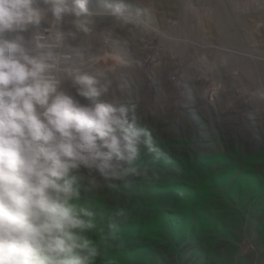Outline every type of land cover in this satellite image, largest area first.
<instances>
[{
	"label": "rangeland",
	"instance_id": "rangeland-1",
	"mask_svg": "<svg viewBox=\"0 0 264 264\" xmlns=\"http://www.w3.org/2000/svg\"><path fill=\"white\" fill-rule=\"evenodd\" d=\"M122 4L135 26L104 19L100 35L65 46L87 62L100 57L89 49L107 43L110 55L90 69L114 72L106 99L126 106L163 155L141 147L142 174L118 190L102 179L99 190L84 184L96 264H264V0ZM98 7L106 5L88 4L93 16L111 17ZM67 28L75 30L62 21Z\"/></svg>",
	"mask_w": 264,
	"mask_h": 264
},
{
	"label": "clouds",
	"instance_id": "clouds-1",
	"mask_svg": "<svg viewBox=\"0 0 264 264\" xmlns=\"http://www.w3.org/2000/svg\"><path fill=\"white\" fill-rule=\"evenodd\" d=\"M89 2L0 0V264H96V214L80 203L84 184L99 190L102 179L118 190L142 174L141 147L154 160L163 155L126 106L106 99L111 81L87 69L94 58L77 62L64 49L65 39L92 31ZM106 9L123 25L138 22L122 3ZM65 16L75 30H61ZM65 81L98 102L69 95Z\"/></svg>",
	"mask_w": 264,
	"mask_h": 264
},
{
	"label": "bare ground",
	"instance_id": "bare-ground-1",
	"mask_svg": "<svg viewBox=\"0 0 264 264\" xmlns=\"http://www.w3.org/2000/svg\"><path fill=\"white\" fill-rule=\"evenodd\" d=\"M91 2L92 1H94V0H90ZM100 1V6H103L104 4L106 5L107 4V0H99ZM119 2H123L124 4H125V0H120ZM111 3V2H110ZM112 3H114L113 1H112ZM128 4V3H127ZM99 9H101V7H98ZM106 7H102V9H101V11L102 10H104ZM226 10V9H225ZM231 10V9H230ZM104 11H106V10H104ZM183 12V11H182ZM227 12V11H226ZM183 14V13H182ZM188 15V14H187ZM226 15V14H225ZM219 16V15H218ZM239 17V16H238ZM237 17V18H238ZM74 20V17H72V16H68V18H67V16H65L64 17V19H63V21L64 22H66L67 24L69 23V21L70 22H72ZM47 25V24H46ZM63 30V29H62ZM67 30H68V28H67ZM66 30V31H67ZM176 30V29H175ZM226 30V29H225ZM64 31V30H63ZM27 35V34H26ZM226 35V34H225ZM83 37H86V36H83ZM65 41H67L68 42V40L67 39H65L64 40V42H63V44H64V49H65V45H67V44H65L66 42ZM71 41V40H70ZM228 42V41H227ZM72 43H73V40H72ZM78 45V44H77ZM67 47V46H66ZM80 47H82V46H80ZM76 48H77V46H76ZM209 48H211V47H209ZM67 49H69V47L67 48ZM72 49V48H71ZM70 49V50H71ZM82 49V48H81ZM90 50V49H89ZM72 51V50H71ZM226 51V50H225ZM74 53H76V50L73 52H71V54L75 57V55H74ZM92 53V52H91ZM230 53H232V52H230ZM77 54L79 55L78 57V59L77 58H75V61H77V62H81V61H83V52H80L79 50H77ZM94 55H99L100 57L97 59V60H94V61H91L88 65H89V67L87 68V69H89V70H91L90 68L93 66V65H97L98 64V62L100 61V59H102V58H104L105 56H107L108 54H109V51L108 52H104V51H102V52H95V53H93ZM235 54V53H234ZM233 54V55H234ZM110 55V54H109ZM232 55V56H233ZM243 56V55H242ZM244 57V56H243ZM94 58V57H93ZM121 61V60H120ZM243 61V60H242ZM244 62V61H243ZM242 65H243V63H241ZM241 65V66H242ZM96 67V69H99V70H104V69H100L99 67H97V66H95ZM94 67V68H95ZM107 70H109V69H107ZM105 72H106V70H104ZM112 72V73H111ZM107 73V77H111V74H114V72L113 71H107L106 72ZM111 73V74H110ZM116 73H117V71H116ZM109 75V76H108ZM144 76H147V74H144ZM127 79H128V77H126ZM160 78V77H159ZM110 79V78H109ZM146 79V78H145ZM257 79V78H256ZM72 85H71V83L69 82V81H65L63 84H62V88H63V90L65 91V92H67L68 94H70V92L69 91H71L70 89L72 88V90H75V89H73V86L71 87ZM168 88V87H167ZM226 88V87H225ZM72 92V91H71ZM72 93H74V91L72 92Z\"/></svg>",
	"mask_w": 264,
	"mask_h": 264
},
{
	"label": "built area",
	"instance_id": "built-area-1",
	"mask_svg": "<svg viewBox=\"0 0 264 264\" xmlns=\"http://www.w3.org/2000/svg\"><path fill=\"white\" fill-rule=\"evenodd\" d=\"M90 19H93L95 22L94 23H92L91 25H90V27H91V29H92V31L89 33V34H87L86 35V37H91V35H100V32H101V29H103V27H102V23H103V20L104 19H108L109 20V22L108 23H110L111 22V20L113 19V17H99V16H93V14H92V16L90 17ZM111 24V23H110ZM45 28H47L48 27V25H46V26H44ZM121 29H125V28H121ZM102 35L103 36H105L104 35V32L102 33ZM106 36H111V38L113 39V38H116L114 35H106ZM108 40H110V39H108ZM157 48V47H156ZM119 49H120V47H119ZM65 50H67V51H69L70 53L72 52L71 50H69V49H67V47L65 46ZM89 51V50H88ZM88 51L86 52V53H88ZM90 51H94V52H102V51H104V52H107L108 50H107V43L105 42V44H104V46H103V50H96V48H94V47H92L91 49H90ZM77 53H74V55H75V57L71 54V56H72V58L75 60V58H77L78 59V56L76 55ZM129 57H132V53H131V55L129 56ZM133 57H135V56H133ZM132 60V59H131ZM88 61V60H87ZM129 66H136V63L134 62V63H132L131 61H130V65Z\"/></svg>",
	"mask_w": 264,
	"mask_h": 264
}]
</instances>
